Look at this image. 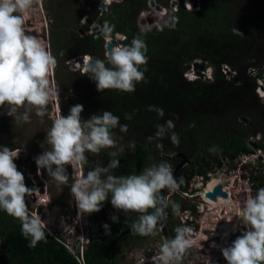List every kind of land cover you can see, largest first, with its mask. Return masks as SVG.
<instances>
[{
    "label": "trees",
    "instance_id": "16d2710c",
    "mask_svg": "<svg viewBox=\"0 0 264 264\" xmlns=\"http://www.w3.org/2000/svg\"><path fill=\"white\" fill-rule=\"evenodd\" d=\"M85 1L92 3L81 0L80 13L86 15L88 24L97 23L100 32L98 40L88 36L80 42H73V49L78 48L80 56L105 59V39L101 34L105 21L115 25L114 31L127 37L128 41L140 37L147 45L148 62L141 66V70L147 68V82L136 83L134 92L97 91L96 83L90 85L88 80L79 83L77 77L72 84L79 85L80 89H76L84 92L82 97L97 114L111 111L120 118V124L127 125L126 133L119 127L112 130L113 138L129 144L125 153L118 151L115 157L122 169L120 175L140 174L153 165L150 161L154 155L170 162L171 157L183 155L193 162L191 177H207L220 166L223 157L235 161L243 153H250L247 142L258 134L263 136L259 148L264 149V103L255 92L257 82L264 78V8L260 0H201L200 13L181 11L170 14V18H177L174 26L147 30L138 29L135 22L147 5L145 0H125L115 4L102 17L97 4L92 12L87 13L89 4L85 6ZM234 28L243 35L234 34ZM63 34L61 32L57 38L56 32L52 33L53 46L58 49L53 55L57 60L62 55L60 53L68 52L69 46L61 44ZM199 60L205 69L216 71L215 80L187 82L184 79L189 67ZM227 67L229 74L224 71ZM91 92L100 98V101L95 100L96 104L90 99ZM150 105L163 108L164 117L149 111ZM5 114L4 106L0 108V129L7 127ZM126 114H131L132 119H125ZM169 119L174 120L173 131L179 135V146L172 144L170 134L162 140L148 142L146 138L156 130L154 125ZM132 143H135L134 149L130 148ZM157 144L162 147L158 148ZM213 146L217 150L210 152ZM182 160L178 158L176 162L179 164ZM254 180L261 181L264 186V170L255 174ZM220 185L222 192L230 197L228 183L214 179L206 192L207 203L208 194L214 193ZM220 196L225 197L221 191ZM173 213L179 216L178 211ZM137 219L127 216L119 218L116 223L112 221L109 237L102 243L92 244L85 252L86 264H120L115 254L119 246L132 236L120 239L121 234L130 230V225ZM171 232L174 238L175 231ZM0 239V264H78L59 237H50L46 233L45 240L29 247V239L21 233V222L3 210H0ZM138 239L146 241L141 235Z\"/></svg>",
    "mask_w": 264,
    "mask_h": 264
},
{
    "label": "clouds",
    "instance_id": "9594fccd",
    "mask_svg": "<svg viewBox=\"0 0 264 264\" xmlns=\"http://www.w3.org/2000/svg\"><path fill=\"white\" fill-rule=\"evenodd\" d=\"M41 2L42 0H0V108L7 106L6 114L17 121L29 122V113L33 109L38 117H44L49 104L60 103L59 88L52 79L58 61L52 54L50 46L44 40L27 34L24 27L37 12ZM176 20V17H171L157 27L162 29L165 26H174ZM114 30L115 25L105 21L101 34L109 43L125 39ZM233 32L243 35L237 28H234ZM146 53L145 41L140 37H134L127 45L114 43V46L105 52L104 60L86 56L83 58L84 66H80L82 68L79 69H83V72L95 81L97 91L114 89L131 93L135 91L136 83L147 82L145 80L147 68L141 70V66H146L148 62ZM192 66L184 74L187 82L196 81L188 73L193 69ZM208 74L209 71L204 73L205 78L207 76L208 79H212ZM20 108H24L25 111L17 115ZM148 110L155 111L160 118L165 115L163 108L158 106L150 105ZM82 111L83 105L76 104L70 108L67 116L59 113L53 119L52 126L47 132V141L51 148L35 157L37 169L46 170L58 185H65L69 178L65 166H71L76 178L70 192L80 214L99 212L111 194L110 203L114 209L122 210L124 213L140 214L137 221L130 225L132 231L144 238L147 235H154L157 229L163 234V229L157 226L167 218L166 209L171 204L173 210L177 211L179 205L168 200L167 196L161 195V192L167 189L168 195V190L177 191L182 178L176 179L173 175V166L164 161L145 168L140 174L116 176L113 169L120 166L118 159L111 160L107 166L97 164L85 175L84 167L88 162L86 153L99 154L101 149L116 147L117 142L113 138L112 130L119 127L121 132L126 133L127 125L120 124V118L111 111H103L102 114L93 115L87 120L82 119ZM125 119H132V115L126 114ZM154 127L156 129L154 134L146 138L148 142L154 139L162 140L170 134L172 144L179 146V135L173 131L174 120H166ZM157 147L162 145L157 144ZM130 148L134 149L135 143H132ZM119 150L123 151V148ZM216 150L215 146L209 149L210 152ZM20 151L19 148L9 149L7 146H0V210L21 222V233L29 239L28 246L35 247L38 242L46 239L45 221L49 219L43 221V217L38 213L29 212L26 196L30 195L33 189L26 186L23 173L18 171L14 163ZM112 155L115 156L116 153L113 152ZM150 209L153 211L149 212ZM228 211H234L236 216L250 227L237 236L230 246L225 245L215 262L264 264V188H259L254 195L249 189L243 205L239 208L230 207ZM111 219L114 223L118 222L117 216H112ZM91 220L93 221L89 219L83 222ZM66 226L62 225V228L55 226L54 229L60 232ZM76 227L79 232L78 225L72 228ZM104 227L107 230L108 225ZM174 231V238L165 240L163 236L164 241L160 245L159 255L155 258L156 264H182L187 251L197 246L190 226H179ZM145 239L147 243V238ZM95 243L87 244L84 254L89 246ZM150 250L157 251L155 248ZM151 256L152 253L147 249L138 259L142 261L137 263L136 260L135 264H142L144 259H150ZM215 257L216 255L204 264L212 263Z\"/></svg>",
    "mask_w": 264,
    "mask_h": 264
},
{
    "label": "rangeland",
    "instance_id": "374dc122",
    "mask_svg": "<svg viewBox=\"0 0 264 264\" xmlns=\"http://www.w3.org/2000/svg\"><path fill=\"white\" fill-rule=\"evenodd\" d=\"M110 1H112L111 3H113V0H110ZM159 1L160 0H158V2ZM80 2L81 0H42L41 4L38 7L37 12L24 25L26 33L30 35H34L44 40L50 46L52 54H54L55 50L56 52L58 50L56 46H53L52 33L56 32L57 38L59 37L61 32L64 33L62 35L64 39L63 42L62 43L57 42V44L65 43L64 47L69 46L67 48L68 52L66 54L60 53L62 55L58 56L57 67L55 68L53 76H52V79L54 80L56 86L59 88L60 103L59 104H49L46 115L44 117H38L35 114V109H33L29 113L30 115L29 122L17 121L13 119L12 117L8 116L7 114H5L7 118V127L2 128V130L0 129V146H7L9 149H15V148L21 149L19 153V157L14 160V163L17 165L18 171L22 172L25 179L28 181L27 187L29 189H33L32 193L26 196V202L28 205L29 212L38 213L40 217L44 216L42 220L49 218V221H45L46 229L52 232L55 226L62 228V225L63 226L67 225L65 228L66 230H64V232L67 231L66 233H68L70 231L68 229L72 227L74 228L78 219H82L85 215H87V214H80L79 210L76 209L74 211L75 212L74 219L72 217L67 216L68 214L72 216V214H74L72 213V210L73 208L75 209L76 207L74 198L72 197L71 192H70L71 186L74 183V180L76 178V174L73 173L71 166L69 165L65 166L67 169V173L69 175L68 182L65 185H58L57 182L47 174L46 170L38 169L39 171L38 174L39 176H41V180L43 178L46 181V184L48 185L47 191L45 190V193L41 194L40 190L42 188L39 185H37V181L34 179L35 177L34 165H32V163H35V157L40 155L43 151L50 150L51 145L47 141V132L52 126L53 119L59 113L63 116H67L72 106L76 104H81L83 105V111L81 112L82 119L87 120L91 116L97 115V113L93 111L91 106L88 104V101L82 97L84 92L82 91L80 92L79 90L76 89L77 87L79 88V85L78 84H76V86L72 85L76 77L80 79L79 83H82V82L85 83L88 80L90 85L95 84V81L91 80L88 75L83 74V71L80 70L82 67H80L79 69L73 65H69V62H71L73 59L86 57V56H80L79 54L80 52L78 48L74 47L73 49V46H74L73 42H80V40L86 39V37H88L89 35L88 29L92 31V29L98 27L95 24L90 25L87 23L86 15L83 16V14L80 13L81 12ZM115 4L119 5L120 3H113V6ZM260 5L264 8V0H260ZM139 20H140V15L135 21L138 28H140ZM165 20H170V15L159 20L156 23V25L151 28L141 26V29L147 30V29L159 28L157 27V25L163 24ZM60 21L62 22L58 24V22ZM59 25H62V26H59ZM84 27L88 28L87 29L88 33L86 30H84ZM83 30L84 32H82ZM98 39H95V40H98ZM72 51H75V53H72ZM73 54H77V55L72 56ZM197 62L202 64L201 61H197ZM208 71L210 72V78L215 80L214 75L216 74V71L213 68H207L202 73L204 74L205 72L207 73ZM224 71H227L229 74L228 67L227 69H224ZM199 72L200 70L198 69L196 71L191 69L188 73L191 74L192 79L194 78L197 80V79H200V77H198L197 75ZM78 74L80 75V77ZM252 74H258V73L252 72ZM263 74H264V69H263ZM201 80H208V78L206 76L205 79H201ZM257 84L258 85H257V89L255 92L258 95V97L262 98L261 94L264 93V78L258 81ZM61 88L66 89L65 94H69V97L61 96V91H60ZM70 91L74 92V94L71 93L72 96H70V93H69ZM74 95H77L78 97L74 98ZM262 102L264 103V99ZM5 109L7 111V106H5ZM24 111H25L24 108H20L17 112V115L22 114ZM262 140H263V136L261 134H258L254 138L249 139L247 142V145L251 151L257 150L259 149V143H261ZM116 142H117L116 147L108 148V151L111 154L115 152L117 155V152L120 151L119 149L122 147L123 151H120V153H125L127 151L126 147L129 145L127 141H122L119 139V140H116ZM252 144L257 145L258 148L256 149L254 145ZM14 145H17V146H14ZM116 155L113 157H116ZM102 161H104V159ZM162 161L166 162L165 160L161 159V157L154 155L150 163L154 165V164H159ZM235 165L236 163L231 158L223 157L220 166H218L215 169L218 171V174L215 175L213 179L218 178L219 174L221 173L222 175L220 176H222L221 178L222 180L220 178L216 180H218V182L220 181V183L222 181H227L228 179L231 178V176L233 177L234 175L233 174L227 175L224 172L225 170L227 171L232 170V172L235 171ZM173 169H174V172H173L174 174L177 168L174 167ZM240 169L241 168H239V170ZM263 170L264 168L260 166L258 169V172L263 171ZM243 171L246 174L248 173L250 174L251 172H254V176H255L257 168L252 169L248 167V169H245ZM177 172H178L177 176L183 175V173L180 170L179 171L177 170ZM240 173L241 172H239V174ZM244 174L242 172V175ZM191 180H192V183L193 182L195 183V187L196 185L201 187V182H203L201 177L200 178L193 177ZM253 182H254V185L252 184ZM253 182L251 181V182L239 183L241 185L238 186L237 193H236L238 199L230 193L232 197L235 199L233 204L236 203V199H237V204H239L237 206L241 207L243 205V202L246 199L247 193L239 192L241 188L242 189H244L245 187L251 188V185H253L251 188L252 190L253 188H255L252 193L253 195L256 193V191L259 188H264V186L263 187L261 186V183L259 181H253ZM177 193H179L180 198H175V200L171 199L170 201L179 205L178 209H180V212H179L178 217L180 219L181 212L185 211L187 208L189 209V207L191 206V203L183 196V191L177 192ZM207 198L208 200L212 199L211 204L214 203L213 198L211 196H207ZM110 200H111V194H109V197L103 203L104 206H107L106 212H104V214L102 215L105 221L112 222V219H111L112 216H117L119 218L123 216L132 217V216H137V214L139 215V213H136V212L124 213L122 210L118 211L114 209L110 203ZM215 202L218 203V200H215ZM221 202L226 203L225 198H222ZM169 206H171V204H169ZM181 207H182V210H181ZM70 210L71 212H68ZM222 214H223L222 218L220 217V215L218 216V218H220V222H217V221L213 222L214 219L211 218L210 222L212 224H210L209 222V224L207 225L209 227H215L218 231H220V233L217 234V237L210 238L207 240L201 238L199 241H197L198 244L204 243L207 248L211 249V252H210L211 256L209 257V259L213 258L216 255V257L214 258V261L208 264H222V262L221 263L215 262V260L217 259V256L221 254V249L223 248L222 247L223 240H224L223 238H226V235L223 232H221V230L227 231L228 230L227 228H229V226L232 224V219H234L236 216L234 211L232 214L233 218H227L225 216V210H221V215ZM83 226H84L83 223L78 222V227L80 230H83ZM243 226L245 227V230L248 227H250L249 225L245 224V222L243 223ZM70 232H73L74 234L75 233L78 234L77 227ZM145 238H147V243L141 246L139 249L134 243L131 242V239L126 240L123 244H121V246H119L116 256L118 257L120 264H135L136 260H138L142 256L143 252L147 249L155 248V250L159 252L160 245L164 241V238L161 235L160 231L157 229L155 230L154 235H147L145 236ZM73 246L75 247V250L79 251L80 242L74 239ZM158 254L159 253H157L156 255ZM141 261L142 260H138L137 263H140Z\"/></svg>",
    "mask_w": 264,
    "mask_h": 264
},
{
    "label": "built area",
    "instance_id": "2783aa9c",
    "mask_svg": "<svg viewBox=\"0 0 264 264\" xmlns=\"http://www.w3.org/2000/svg\"><path fill=\"white\" fill-rule=\"evenodd\" d=\"M95 3L98 4V8L100 11V17L104 16L105 14L109 13L110 9L113 7V3H123V1H119V0H113V3L111 5H109V0H93ZM147 1V5H146V9L145 11H143L140 14V20H146L149 16L155 15L159 18V20H161L162 18L170 15V14H178L181 11L184 12H188V13H200L201 12V7H202V3L201 0H163L159 1L158 0H145ZM165 2V3H164ZM106 4L108 6V9L106 12L101 11L100 6L101 4ZM151 3H155V7L151 6ZM157 8L160 9V11H157ZM88 19V18H87ZM158 20V21H159ZM96 26H98L97 28H99L98 31H95L94 28L91 30H89V34L93 35L95 39H98L99 36V32H100V26L97 23H93ZM91 24V25H93ZM141 28V27H140ZM98 37V38H97ZM116 41L117 43H126V44H130L131 42L128 41V39L125 37V39L123 40H113ZM112 41V42H113ZM110 44L107 40H105V52H106V46ZM78 59V58H77ZM77 59H73L71 62H69V65H73L76 68H80V63L78 62ZM83 71V69H82ZM83 74H85L83 72ZM208 77H210V74H208ZM70 93V92H69ZM63 96H68L69 94H63ZM261 99H264V93L261 94ZM67 98V97H66ZM254 138V137H253ZM236 163L235 165V171L232 172V170L227 171L225 170V174H233L234 176L230 179H228L227 181H222L221 183H228L229 185V191L230 193L236 197H237V188L239 185V183L241 182H253L254 180V172H251L250 174H246L243 170L252 168L255 169L257 168L256 174H258V169L261 166V163L264 164V149L263 148H259L257 150H253L250 153H243L237 160L234 161ZM260 165V166H259ZM264 168V166H261ZM239 168H241L239 170ZM239 172H241L239 174ZM242 172L244 175H242ZM218 174V171H212L208 174V176H200L203 180V182H201V185H203V187L201 186V188H204L205 184L210 183L211 181H213V177L215 175ZM221 173L219 174L218 178H222ZM199 177V178H200ZM216 178V179H218ZM234 179V180H233ZM222 180V179H221ZM261 183V181H259ZM204 183V184H202ZM254 185V182L252 183ZM251 185V188L252 186ZM199 187V186H198ZM263 187V186H262ZM249 188H244V189H240L239 192L242 193H247L246 198L249 194ZM235 189V190H234ZM255 188H253L254 190ZM208 190V189H207ZM253 190L251 189V193H253ZM183 196L189 201L191 197V195L187 192H183ZM170 195H167V199L170 200ZM204 199H206V194ZM237 199H236V203L232 204L233 208H239L237 205ZM246 200V199H245ZM191 203V206L189 207V209L187 208L185 211L181 212V222L182 225L185 226H190L193 229V233H192V237L193 239L197 242L199 241L201 238L205 239H210V238H216L217 234L220 233V231H218L215 227H209L207 226L210 222V219H214L213 221H217L220 222V218H218L219 215H213L215 214L213 211H211V215H209L207 213V209H210L208 207V203L207 202H201V200L199 202H193V201H189ZM182 208V207H181ZM228 208H230L228 206ZM96 214V212L91 213V214H87L85 215V217H87L89 219H93V221L91 220L90 222H83L82 219H78L76 225H78V222L83 223V230H80L79 236L78 234H74L73 232H70L72 230H74L73 228H70L68 230H70L68 233L64 232V230H62L61 232H57V230L53 229V232L46 229V233L50 236V237H54L57 238L59 237V241L61 243H63V245L69 250V253L75 257V259L77 260L78 264H86L85 258H84V251L87 247V244L89 243H95V242H101L102 240H105L108 236H109V224L102 222L100 219L96 220L97 218L94 217ZM233 212H229L228 209L225 210V216L227 218H233ZM223 214L220 215V217L222 218ZM236 217V216H235ZM233 221V220H232ZM211 223V222H210ZM244 221L239 218L238 219V228L234 231L233 235H230V238H228L226 240V242L224 243L225 240H223V245H226V247L230 246L232 244V242L237 238V236L241 235L242 232L245 230V227L243 226ZM89 224V225H88ZM212 224V223H211ZM104 225H108L107 230L105 229ZM86 227H89V229H86ZM55 230V231H54ZM226 231V230H224ZM223 230H221V232H224ZM63 232V233H62ZM57 234V235H56ZM61 237H66V239L64 240ZM198 237V240H196ZM80 242V249L79 251L75 250V247L73 246V241L74 239ZM74 248H72V247ZM2 250V241L0 239V252ZM149 253H152V256L150 259H144L142 264H156V260L155 258L158 257V255H156L158 253V251H154L148 249ZM211 249L207 248L205 246L204 243H199L197 242V246H193L192 248H190L185 257L184 260L182 262V264H204L207 260H210L209 257L211 256L210 254ZM155 254V255H153ZM223 258V255H222Z\"/></svg>",
    "mask_w": 264,
    "mask_h": 264
},
{
    "label": "flooded vegetation",
    "instance_id": "af4514ba",
    "mask_svg": "<svg viewBox=\"0 0 264 264\" xmlns=\"http://www.w3.org/2000/svg\"><path fill=\"white\" fill-rule=\"evenodd\" d=\"M92 3H89V1H85V3H84V5L86 6V4H89V5H87L86 6V10H87V13H90V12H92V10L95 8L94 6H95V2L93 1V0H90ZM125 1V0H124ZM98 10H99V8H98ZM144 11V10H143ZM142 11V12H143ZM141 12V13H142ZM88 20V19H87ZM86 20V21H87ZM91 25V24H90ZM137 26V25H136ZM138 28V27H137ZM87 29L88 28H85L84 27V30H86L87 31ZM138 29H141V28H138ZM84 30L82 31V32H84ZM88 31H89V29H88ZM88 31H87V33H88ZM88 36H91L90 34L88 35ZM61 89H64V88H61ZM66 93V89L65 90H61V96H63V94H65ZM71 93H73L74 94V92L73 91H70V96H72L71 95ZM91 96H92V98H90L91 100H92V102L94 103V104H96L95 102V100H97V101H100V98L99 97H97L96 95H92V92H91ZM78 96L77 95H74V98H77ZM71 104H72V102H71ZM2 130V129H1ZM86 155L88 156V162H87V164L85 165V167H84V173H85V175H86V173L88 172V171H90V170H92L97 164H99V165H101V166H107V164L111 161V160H113V159H118V158H115V157H113L112 155H111V153L108 151V148H104V149H101V151H100V153L99 154H94V153H86ZM186 158V157H185ZM104 159V161H102ZM187 159V158H186ZM119 160V159H118ZM176 160L177 159H175V158H172L171 157V162L169 161V160H165L166 162H168V163H170L172 166H173V168L175 167V168H177L176 169V172L173 174L174 175V177L176 178V179H179V178H182V183H180V187L177 189V191H175V192H169V190H168V194L170 195V200L171 199H174L175 200V198H180L179 197V193H177V192H181V191H183V192H187V193H189L190 195H191V197L192 198H190V200L189 201H193V202H199L200 200L202 201V202H207V200L206 199H204V197H205V194H206V192H207V189H208V186H209V184H205L204 185V188H201V187H198V185H196V187H195V183L193 182L192 183V178L193 177H191L190 175H191V173H192V165H193V162L191 161V160H189V162L190 163H188L186 166H183L182 167V165H183V161L185 160L184 158H183V160H182V162H180L179 164L176 162ZM120 163V162H119ZM32 165H34V175H35V177H34V179L37 181V185H39L43 190H44V193H45V190L47 191V189H48V185L46 184V181L42 178V180H41V176H39V174H38V169H37V166H36V163H32ZM181 167V168H180ZM178 168H180V171L183 173V175H178L177 176V170H178ZM120 171H122V169H121V166H119L118 168H116V169H113V174L114 175H116V176H120ZM36 173H37V176H38V178H36ZM177 176V177H176ZM191 177V178H190ZM73 179V178H72ZM25 184H26V186L28 185V181L25 179ZM166 196H167V194H166ZM106 208H107V206H104V208L102 209L101 208V210L99 211V212H96V214H95V216L94 217H98L96 220H98V219H100L102 222H104V223H108L109 225H110V223L111 222H108V221H105L104 219H103V217H102V215L104 214V212H106ZM77 209V207H75V209L73 208V210H72V213H74V214H72V216H70V214H68L67 216L68 217H72L73 219H74V215H75V210ZM71 210L70 211H68V212H71ZM181 210H182V208H181ZM173 208L171 207V206H169L167 209H166V212H167V218L164 220L165 221V223H166V225H167V227H168V230H169V232H170V236H169V239L170 238H172L173 237V235H171L172 234V232H171V230L173 231V230H175V228L176 227H179V226H182V222H181V220L179 219V217H178V215H177V217H176V215H174V213H173ZM178 212H180V209H178L177 210ZM42 217H44V216H42ZM49 217V216H48ZM123 217H127V216H123ZM119 218H121V217H119ZM118 218V219H119ZM130 218H138V214H137V216H132V217H130ZM47 219H49V218H47ZM88 218L87 217H83L82 218V221L84 220V221H86ZM46 220V219H45ZM45 220H43V221H45ZM136 220V219H135ZM134 220V221H135ZM171 223V224H170ZM181 224V225H180ZM55 226V225H54ZM110 228H111V226H109V230H110ZM131 230V229H130ZM130 230H128V231H130ZM127 231H124L123 233H126ZM122 233V234H123ZM174 233V232H173ZM121 234V235H122ZM136 234H138V233H136ZM175 234V233H174ZM139 235V234H138ZM162 236H164L163 234H161ZM109 237V236H108ZM107 237V238H108ZM125 237H127V236H125ZM124 237V238H125ZM106 238V239H107ZM123 238V239H124ZM130 239H131V242L132 243H134L137 247H138V249L141 247V246H143V245H145L146 243L145 242H143L142 240H140V239H138V236L137 235H135V234H133L131 237H130ZM138 240V241H137ZM166 240V239H165ZM104 240H102L101 242H98V243H102ZM123 241V240H122ZM126 241V240H125ZM124 241V242H125ZM123 242V243H124ZM115 257H116V259L118 260V257L116 256V254H115ZM119 261V260H118ZM120 263V262H119Z\"/></svg>",
    "mask_w": 264,
    "mask_h": 264
},
{
    "label": "water",
    "instance_id": "95a60500",
    "mask_svg": "<svg viewBox=\"0 0 264 264\" xmlns=\"http://www.w3.org/2000/svg\"><path fill=\"white\" fill-rule=\"evenodd\" d=\"M119 1H123V0H119ZM151 6H152V7H155V3H151ZM100 9H101V11L106 12L107 9H108V6H107L106 4L103 3V4H101ZM157 11H160V9L157 8ZM158 20H159V18H158L157 16H155V15L149 16L146 20H141V21H140V27L142 26V27H149V28H151V27H153V26L156 25V23L158 22ZM98 30H99V28L95 29V31H98ZM114 43H117V42H116V41H113L112 43L108 44V45L106 46V51L110 50L111 47L114 46ZM121 44H125V45H127L126 43H121ZM93 59H98V58H93ZM77 60H78V62L80 63V66L83 67V66H84V59H83V58H78ZM192 67H193L194 70H197V69L200 70V72L197 74L198 77H200V79H205V76H204V74L202 73V72H204V70H205V67H204L203 65H201V64H199V63L196 62V63H194V65H193ZM226 69H227V68H226ZM60 90H64V89H60ZM252 145H254V144H252ZM254 147H255L256 149L258 148L257 145H254ZM174 158H175V159H178V158H184V159H185V160L183 161V165H182V167H183V166H186L188 163H190L189 160L186 159L183 155H177V156H175ZM180 168H181V167H180ZM180 168H178V171L180 170ZM36 178H38L37 173H36ZM222 188H223L222 185L218 186V187L215 189V192H214V193H210V194H208V196H211V197H213V196H218V197H219V195H220V191H221V193L224 194L225 197H227L228 194L222 192V190H221ZM40 193L43 194V193H44V190L41 189V190H40ZM166 194H167V189H163L162 192H161V195H164V196L166 197ZM216 199H217V198H216ZM159 227H161V228L163 229V231H164V232H163V235L165 236V239H169L170 233H169L168 227H167V225H166V223H165L164 220L161 221L160 224H158L157 228H159ZM157 228H156V229H157ZM133 234H136V232H134V231H132V230L127 231L126 233H123V234L121 235L120 239H122V238L125 237V236H130V235H133Z\"/></svg>",
    "mask_w": 264,
    "mask_h": 264
},
{
    "label": "bare ground",
    "instance_id": "6f19581e",
    "mask_svg": "<svg viewBox=\"0 0 264 264\" xmlns=\"http://www.w3.org/2000/svg\"><path fill=\"white\" fill-rule=\"evenodd\" d=\"M112 1H110L109 0V5H111L112 3H111ZM213 198V202L214 203H212L211 204V200L212 199H209L208 200V207L210 208V209H207V212H208V214L209 215H211V212L210 211H213L215 214H213V215H221V210H226V209H228V206L229 207H231V208H233V203H234V198L232 197V195H230V197H224V196H220V197H212ZM217 198V199H216ZM220 198V199H219ZM222 198H225V202L226 203H224V202H221V199ZM215 200H218V203H216L215 202ZM221 203V204H220ZM233 221H232V224L230 225L231 226V228H232V231H229V232H223L224 234H227L226 235V238H223L225 241H224V243L226 242V240L228 239V238H230V235H233L234 234V231L236 230V228H235V225L236 224H238V217H235L234 219H232ZM216 221V220H215ZM214 222V221H213ZM211 224V223H210ZM233 225H234V227H233ZM64 227H65V225H64ZM228 236V237H227ZM222 247L224 248L225 247V245H223L222 244Z\"/></svg>",
    "mask_w": 264,
    "mask_h": 264
},
{
    "label": "crops",
    "instance_id": "0c3cea01",
    "mask_svg": "<svg viewBox=\"0 0 264 264\" xmlns=\"http://www.w3.org/2000/svg\"><path fill=\"white\" fill-rule=\"evenodd\" d=\"M238 219H239V217H238ZM235 228L237 229L238 228V224H236L235 225ZM228 229V231L227 232H229V231H232V228H231V226H229V228H227Z\"/></svg>",
    "mask_w": 264,
    "mask_h": 264
}]
</instances>
